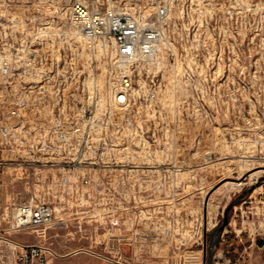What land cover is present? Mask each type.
Returning <instances> with one entry per match:
<instances>
[{
  "label": "rangeland",
  "instance_id": "rangeland-1",
  "mask_svg": "<svg viewBox=\"0 0 264 264\" xmlns=\"http://www.w3.org/2000/svg\"><path fill=\"white\" fill-rule=\"evenodd\" d=\"M76 2L155 30V53L86 36ZM261 170L264 0H0V264L31 243L55 264H205ZM32 197L52 221L18 228ZM215 258L264 264V184Z\"/></svg>",
  "mask_w": 264,
  "mask_h": 264
},
{
  "label": "built area",
  "instance_id": "built-area-1",
  "mask_svg": "<svg viewBox=\"0 0 264 264\" xmlns=\"http://www.w3.org/2000/svg\"><path fill=\"white\" fill-rule=\"evenodd\" d=\"M165 13V9H161L159 16ZM70 18L88 37L110 36L115 39L119 55L125 60H135L139 56L150 57L155 53L158 33L152 29L143 30L129 17L117 16L98 6L76 2L70 8ZM123 83L128 86L129 79L125 78ZM53 216L54 209L49 204L32 197L17 208L15 223L18 228H42L52 221ZM17 248L14 264H55L52 253L43 244H23Z\"/></svg>",
  "mask_w": 264,
  "mask_h": 264
},
{
  "label": "water",
  "instance_id": "water-1",
  "mask_svg": "<svg viewBox=\"0 0 264 264\" xmlns=\"http://www.w3.org/2000/svg\"><path fill=\"white\" fill-rule=\"evenodd\" d=\"M264 184V177H262L256 185H251L247 187L245 190H243L242 193H240L238 196L234 198L232 202H230L224 213V219L221 222V224L217 227H215L210 237L206 238V246L204 250V263L205 264H220L216 261V252L218 250V244L220 243L222 239V235L225 231V228L227 227L229 223V212L230 210L235 207L236 205L242 203L247 197L250 196V194L254 191V189L260 185Z\"/></svg>",
  "mask_w": 264,
  "mask_h": 264
},
{
  "label": "bare ground",
  "instance_id": "bare-ground-1",
  "mask_svg": "<svg viewBox=\"0 0 264 264\" xmlns=\"http://www.w3.org/2000/svg\"><path fill=\"white\" fill-rule=\"evenodd\" d=\"M118 96L119 95H117V98H118ZM125 97V96H124ZM123 96H120V100H123V98H124ZM125 101V100H124ZM258 172H262V173H264V170H261V171H258ZM255 175V174H254Z\"/></svg>",
  "mask_w": 264,
  "mask_h": 264
}]
</instances>
